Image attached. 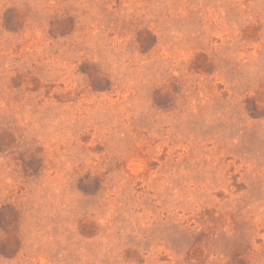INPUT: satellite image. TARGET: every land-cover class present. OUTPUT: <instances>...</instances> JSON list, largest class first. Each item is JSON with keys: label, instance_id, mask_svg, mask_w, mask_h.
Here are the masks:
<instances>
[{"label": "rangeland", "instance_id": "obj_1", "mask_svg": "<svg viewBox=\"0 0 264 264\" xmlns=\"http://www.w3.org/2000/svg\"><path fill=\"white\" fill-rule=\"evenodd\" d=\"M0 264H264V0H0Z\"/></svg>", "mask_w": 264, "mask_h": 264}]
</instances>
